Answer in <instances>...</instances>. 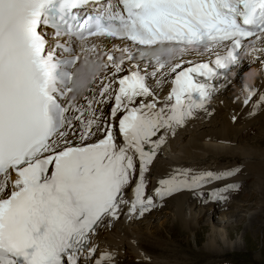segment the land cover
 Here are the masks:
<instances>
[{
	"label": "snow or ice",
	"instance_id": "1",
	"mask_svg": "<svg viewBox=\"0 0 264 264\" xmlns=\"http://www.w3.org/2000/svg\"><path fill=\"white\" fill-rule=\"evenodd\" d=\"M161 46L168 51L149 55ZM195 51L213 58L183 59ZM257 52L264 0H0V264H84L106 219L142 216L157 200L234 176L177 169L147 192L167 136ZM85 56L98 70L76 95ZM153 82L168 86L163 99ZM245 91V105L264 103ZM111 101L106 115L100 106ZM112 259L105 252L94 264Z\"/></svg>",
	"mask_w": 264,
	"mask_h": 264
},
{
	"label": "rangeland",
	"instance_id": "2",
	"mask_svg": "<svg viewBox=\"0 0 264 264\" xmlns=\"http://www.w3.org/2000/svg\"><path fill=\"white\" fill-rule=\"evenodd\" d=\"M254 128L255 130L259 131V133L262 132L260 133V138L264 139V129L260 125L257 127H253V129ZM252 138L253 137L246 135L243 140H238V146H243L244 150H246L244 146H250L251 150H254L251 152L256 153L257 151L258 154L264 153V145L258 143L255 144V141H252L254 140V138ZM236 141L233 142L236 143ZM235 148L238 149L237 147ZM262 163L264 165V162ZM245 185V189L243 188L244 194L235 196V198H237L236 207H239L236 208V210H240V208L245 205L246 207H244L243 209H248L241 210L243 212V215L241 214L238 217L230 215L228 216V218H222V210H219L221 215L219 214L218 218L216 219L217 221L215 222L217 224L215 226L208 219V217L212 216V213L208 212L206 214V216L208 217H206L205 219L202 218L203 220L201 219L200 221L195 219L194 221H192L189 233L186 232L184 233L185 235H179V232H181V230H177L176 228H174V224L177 222L175 211H170L171 213H165L164 211L160 216L147 220L143 223L139 222L137 224L136 228L140 231H144L148 228V226H151V232L155 236L143 233L142 236L137 237H140L142 239L144 237L147 240L146 242V240L143 239V242L146 243L145 245L148 244L147 246L149 247H156L161 243H158L157 238H159V236L155 234L159 232V234L163 236V239L159 238L163 240L161 244H165L170 247V249H168L170 255L167 257V259H169L171 262L177 261V264H181L186 260L198 262V264H264V186H259L255 183L252 184V187L251 183L250 185L248 183ZM170 209L174 208L171 207ZM203 210L204 209L194 210L191 207L192 212H185V216L187 220H190L192 213L200 214V212H202ZM202 213L203 215H205L206 212L203 211ZM251 217L259 218V222H254L255 226H253L252 222L250 221ZM163 219H165L163 223L167 222L169 226L166 227L163 225V223H160ZM250 222L251 224L249 225ZM229 225L232 226L231 229H233L232 237H229V231L227 229ZM251 225L253 228L251 227ZM128 228L130 229V231H133L134 229L131 227V225H129ZM170 235L172 238L170 237ZM149 236L154 237L157 240L155 239V241H152V238H150ZM209 247L213 249L211 250ZM152 264L156 263L152 262ZM186 264L191 263L186 262Z\"/></svg>",
	"mask_w": 264,
	"mask_h": 264
},
{
	"label": "bare ground",
	"instance_id": "3",
	"mask_svg": "<svg viewBox=\"0 0 264 264\" xmlns=\"http://www.w3.org/2000/svg\"><path fill=\"white\" fill-rule=\"evenodd\" d=\"M263 75H264V72H263ZM262 83H263L262 79L257 80L253 84V86L260 85ZM251 90H254V91L259 90V92H262V93L257 94V96H259L260 94H264L263 90H261L258 87H253ZM253 101H255V97H253ZM248 105L249 106L246 107V110L242 111L241 114L239 115V118L237 120L238 124H236V125L232 124V122L230 124L228 121H225L222 119L220 122L213 123L214 125H211L210 129L209 128L206 129L205 126H199L195 130L189 129L186 133L183 132L182 134L185 133L184 137H181L180 139L179 138L176 139L174 141V144L171 143L169 155L172 159H170V160L163 159L162 160V162H164V164H166L167 169L169 167L172 169L174 166L185 165L187 163L194 164V161H196L197 158L203 157V154H205L206 157L213 159L214 161H216V160L218 161V159H220L221 161H224V160H226V158L240 157L241 156L243 158H245V157L253 158V159L259 160L260 162H264L261 160V158H264V153L258 154L257 151H256V153L251 152L254 150H251L250 146H244V148L246 149V150H244L243 146H240V145L238 146V144H237V146H235L238 149H236L235 147H232L230 145H223L225 143H229V142L233 141L234 139H236L237 135H239V134L241 135V132L244 129H246V127L245 128L240 127L241 125H239V124L241 122L242 123L250 122V125H249V126H251L250 132L252 134H258V136H256L254 138V140H252V141H255V144L258 143V144L264 145V139L260 138L261 137L260 133H262V132L259 133V131L255 130V128L253 129V127H254L253 124H255L256 122L259 123L260 126L264 129V109L261 111V113H259L253 119H247L248 114L256 112L258 109V107H256L255 109L252 108V106L254 105V103H252V102H250ZM223 117H228V119H230L232 121V119H231L232 116L230 113H228L227 116L224 115ZM217 136H219V137H217ZM208 137H211V138H208ZM231 138H232V140H231ZM258 156H260V157H258ZM221 158H223V159H221ZM247 169H251V170L258 169L257 170L258 176L255 177V179L252 181V184L255 183L259 186H264V165H262V164L258 165L255 163H254V165L247 164ZM185 199L187 200V195H184V197L174 198L172 200L173 204H175L174 209H168L165 211V213L170 212V211H175V216L177 217V222L174 224V228H176L177 230L178 229L181 230V232H179V235H182V234L185 235L184 233H186V232L189 233L190 227L192 225V221H194L195 219L200 221L202 218L205 219L206 217H208V216H206L208 211L203 210L206 212L205 215H203V213H202L203 211L200 212V214H197V213L193 214L192 213L191 217H190L191 219L187 220V218L185 216V212L188 213V212H192V211H191V208H189V209L185 208L186 207ZM247 199H248V197H247ZM244 207H246V205L242 206L240 208V210H248V209H243ZM192 209H194V208H192ZM194 210H196V209H194ZM219 214H220L219 210H213L212 216L208 217L210 222L213 223L215 226L217 224L215 221H217L216 219L218 218ZM156 216L157 215H155L153 218H155ZM257 217H258V215H257ZM258 219L259 218H252V217L250 218V221L252 222L253 226H255L254 222H259ZM164 220L165 219H163L160 223H163ZM143 222H145V221H143ZM251 222L249 223V225L251 224ZM138 223L139 222L133 223L130 221L129 225H131V227L134 228L133 231H130L129 228L119 227V229L121 230L120 233L109 234V238L111 239L109 243L112 242V246H114L115 248H117L120 244H122V246L129 245V246H131V248H133V250L135 247V251L132 252V256H134L136 258L141 257L137 253V250H140L139 247L140 248H155L153 246H151V247L147 246L148 244L145 245L146 243L143 242V239H145L144 237H143V239L140 237H137V236H142L143 233L154 235L151 232V230H152V229H150L151 226H148V228L145 229L144 231H140V230H137V228H136ZM146 224H148V223H146ZM163 225L166 227L169 226V224L167 222H164ZM251 227H252V225H251ZM231 228H232V226H230V225L227 228L229 231V237H232V233H233L232 232L233 229H231ZM173 231H175V230H173ZM155 234L157 236H159V238L163 239V236L160 235L159 232L155 233ZM170 237H171V235H170ZM197 237H198V235H197ZM159 238H157L158 241L161 240ZM174 240H176V239H174ZM128 241H130V242L128 243ZM162 241L163 240H161V242ZM146 242H147V240H146ZM152 244H154V243H152ZM211 247H209V248L212 250L213 248H211ZM168 248L170 249V247H168ZM173 257H175V256H173ZM153 263H155V262H153Z\"/></svg>",
	"mask_w": 264,
	"mask_h": 264
},
{
	"label": "clouds",
	"instance_id": "4",
	"mask_svg": "<svg viewBox=\"0 0 264 264\" xmlns=\"http://www.w3.org/2000/svg\"><path fill=\"white\" fill-rule=\"evenodd\" d=\"M168 50L164 47H159L151 50L152 55H158ZM98 70V65L95 58L85 56L81 59L80 67L75 71L72 89L76 95H82L85 89L93 83L92 76Z\"/></svg>",
	"mask_w": 264,
	"mask_h": 264
}]
</instances>
